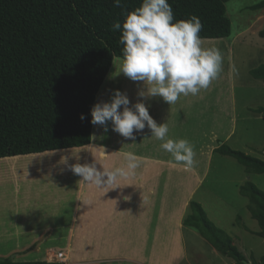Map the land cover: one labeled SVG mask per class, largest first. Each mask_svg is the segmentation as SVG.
Instances as JSON below:
<instances>
[{
  "label": "crops",
  "instance_id": "obj_1",
  "mask_svg": "<svg viewBox=\"0 0 264 264\" xmlns=\"http://www.w3.org/2000/svg\"><path fill=\"white\" fill-rule=\"evenodd\" d=\"M224 39H211L222 45L218 49L225 64L207 90L197 96H181L173 105L161 97L143 100L157 124H168L170 138H184L194 146L195 163L191 169L173 163L147 126L136 134L135 141L111 131V125L107 133L97 126V138L91 137L89 143L95 147L90 150L88 144L1 158L0 163L12 162L18 168L0 170V258L12 260L36 252L41 256L39 261L48 262L46 255L60 248L47 244L65 242L62 249L72 247L80 264H95V260L86 259L97 248V259L106 264H171L174 257L181 262L188 249L183 237V229L187 228L181 222L189 213L191 201L202 207V201L194 196L217 155L213 151L220 144L237 150L230 142L235 125L233 106L225 103L227 89L234 85L232 47ZM118 73L120 88L111 78L103 89H109V96L102 93L98 102L107 101L117 89L127 94L130 106L139 102L137 93L144 89L143 82L130 80L120 73V68ZM217 91L222 93L223 108L214 104ZM191 105L196 109L183 110ZM125 152L141 157L140 167L134 175L120 179L115 189L97 188L71 171L70 166L76 163H95L100 171L125 167ZM59 155L65 160H59ZM245 174L243 179H249ZM70 242L76 243L71 246ZM92 242H96L94 247Z\"/></svg>",
  "mask_w": 264,
  "mask_h": 264
},
{
  "label": "trees",
  "instance_id": "obj_2",
  "mask_svg": "<svg viewBox=\"0 0 264 264\" xmlns=\"http://www.w3.org/2000/svg\"><path fill=\"white\" fill-rule=\"evenodd\" d=\"M227 1L168 0L174 22L192 15L201 20V39L230 35ZM141 3L122 0L128 12ZM263 8L261 0L250 9ZM124 19L114 0H0V159L78 148L91 142L90 110L96 94L113 59L123 60L121 32L112 31L111 25L117 21L123 24ZM258 36L264 40V28ZM249 75L264 83V63ZM252 112L264 120L263 108ZM213 152L231 157L248 174L264 173V160L226 144ZM239 194L247 199V211L259 227L256 234L264 239V192L246 181ZM183 226L236 264H247L231 237L209 220L197 202L189 203ZM50 263L0 258V264ZM259 264H264V254Z\"/></svg>",
  "mask_w": 264,
  "mask_h": 264
},
{
  "label": "clouds",
  "instance_id": "obj_3",
  "mask_svg": "<svg viewBox=\"0 0 264 264\" xmlns=\"http://www.w3.org/2000/svg\"><path fill=\"white\" fill-rule=\"evenodd\" d=\"M114 6L121 7L125 16L123 24L117 21L111 25L112 31L121 32L120 73L134 82H143L145 87L137 93L141 100L131 106L126 93L114 90L110 100L92 106L90 122L100 126L104 133L111 125V131L132 141L147 126L151 136L161 141L160 147L171 155L173 163L191 169L195 163L194 146L187 139L170 138L168 124H157L143 100L161 97L173 105L181 96H197L219 78L223 55L218 48L203 46L200 37L203 25L197 16L174 22L168 0H142L130 12L124 9L122 0H114ZM232 71H236L234 66ZM85 118L81 114L80 119ZM123 158L126 166L114 169L100 171L95 163H76L70 167L85 183L115 189L120 179L134 175L140 167L141 157L134 152L123 153Z\"/></svg>",
  "mask_w": 264,
  "mask_h": 264
},
{
  "label": "rangeland",
  "instance_id": "obj_4",
  "mask_svg": "<svg viewBox=\"0 0 264 264\" xmlns=\"http://www.w3.org/2000/svg\"><path fill=\"white\" fill-rule=\"evenodd\" d=\"M260 1L228 0L225 4V13L230 20L231 32L224 40L232 47L231 71L233 66L236 69L235 72L232 71L234 85L228 87L225 94V103L233 106L235 114L233 119V124H235L234 135L230 141L231 146L238 151L264 160V120L260 114L252 112L257 108L264 109V83L253 79L249 75L251 69L264 63V40L258 36V32L264 28V8L259 10L250 9L251 6L258 4ZM202 43L204 47L220 48L222 46L219 45L218 41L211 39L202 40ZM122 61L117 57L113 59L109 71L96 94L93 105L98 102L102 93L109 96V89H103L106 84L109 85L111 78L116 82V86L118 84V89L120 88L121 77L118 69L121 66L118 65ZM221 100L223 101L222 93L217 91L214 104L222 106ZM187 109L191 111L196 107L191 105L184 107L183 110L186 111ZM92 134L97 137V126L92 125L91 137H93ZM94 147V143H91L87 150ZM50 154H54V152H50ZM50 154L46 155L49 160L52 159ZM58 158L61 161L65 160L63 155H59ZM11 163L7 165L0 163V170L8 171L18 168V166H13ZM245 173L244 168L231 157L214 155L210 170L207 172V176L194 198L202 201V208L209 220L231 237L233 244L245 257L247 264H251V262L259 264L264 254V239L256 234L259 227L257 222L250 217L247 211L248 201L239 194V187L243 184V181H250L264 192V173H250L249 179L244 180L243 178L247 176ZM185 216L182 219V225ZM183 230V237L186 239L185 244H187L188 249L185 250L184 259L181 262H179L180 258L174 257L171 264H236L234 260L218 253L194 230L192 231L190 228ZM75 243L70 242L71 246ZM95 243L92 242L91 245L94 247ZM64 244L65 242H49L47 244L60 248L46 255L47 260L52 262L50 264H80L81 260H78L79 257L73 253L72 247L62 249ZM50 250H53V248ZM99 252L98 248L91 251L90 253L93 256L86 259V261L93 262L95 260V264L105 263V261L97 259ZM38 254L32 252L22 257L12 258V260L16 262L18 260L23 262H46L39 261L41 256H38Z\"/></svg>",
  "mask_w": 264,
  "mask_h": 264
},
{
  "label": "bare ground",
  "instance_id": "obj_5",
  "mask_svg": "<svg viewBox=\"0 0 264 264\" xmlns=\"http://www.w3.org/2000/svg\"><path fill=\"white\" fill-rule=\"evenodd\" d=\"M90 145V144H89Z\"/></svg>",
  "mask_w": 264,
  "mask_h": 264
}]
</instances>
